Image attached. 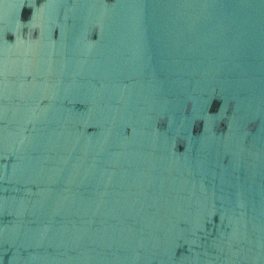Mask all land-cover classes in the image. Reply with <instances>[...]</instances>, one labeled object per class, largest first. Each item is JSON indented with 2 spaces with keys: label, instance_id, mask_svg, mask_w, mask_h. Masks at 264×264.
<instances>
[{
  "label": "water",
  "instance_id": "1",
  "mask_svg": "<svg viewBox=\"0 0 264 264\" xmlns=\"http://www.w3.org/2000/svg\"><path fill=\"white\" fill-rule=\"evenodd\" d=\"M0 264H264V0H0Z\"/></svg>",
  "mask_w": 264,
  "mask_h": 264
}]
</instances>
